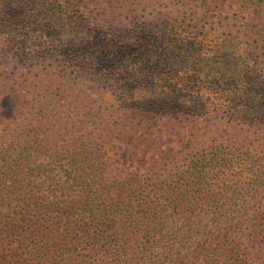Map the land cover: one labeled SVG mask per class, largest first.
Masks as SVG:
<instances>
[{
  "label": "trees",
  "instance_id": "obj_1",
  "mask_svg": "<svg viewBox=\"0 0 264 264\" xmlns=\"http://www.w3.org/2000/svg\"><path fill=\"white\" fill-rule=\"evenodd\" d=\"M99 2L0 0V61L17 57L0 67V97L36 91L68 107L38 118L20 105L0 132V264H247L239 246L249 210L235 208L244 195L220 173L231 162L173 146L236 128L243 118L229 111L241 101L228 88L210 94L221 81L209 68L215 55L187 50L193 66L172 69L145 49L155 24L112 21ZM198 30L214 39L215 28ZM79 83L98 93L94 105L111 100L79 112L92 95L77 94ZM220 111L226 119L213 118ZM254 121L264 135V117ZM114 140L132 147L126 162Z\"/></svg>",
  "mask_w": 264,
  "mask_h": 264
},
{
  "label": "rangeland",
  "instance_id": "obj_2",
  "mask_svg": "<svg viewBox=\"0 0 264 264\" xmlns=\"http://www.w3.org/2000/svg\"><path fill=\"white\" fill-rule=\"evenodd\" d=\"M96 1H100L99 8L106 12L112 21L131 23L133 17H136L134 22L138 28L151 22L155 24L153 29H147L143 41L147 45L145 49L165 54L166 64L172 69L193 66L192 62L187 60V50L203 49L204 54L215 55L210 57L212 63L209 68L219 70L221 81L206 89L210 94L223 92L227 88L231 90L241 104L237 108L238 111L232 109L229 115L236 113L243 119L235 122L236 128L220 125L214 133L206 132L197 139L185 142L184 145L173 146L175 154L178 152L179 155L208 158L212 152L218 151L231 162L227 168L221 169L220 173L226 177V183L237 182L239 187H234L244 195L242 200L237 201L235 208L249 210L248 217L243 221L244 237L240 239L239 248L241 252L250 253L247 256V264H264V179L259 187L251 185L253 178L260 177L262 173L264 177V135H260L254 123L255 118L264 117V0ZM214 28V39L211 41L203 42L194 36L198 29L206 34ZM13 62H17V57L16 52L11 50L0 61V67ZM76 88L79 89L77 94L80 96H83V92H86V95L90 92L83 83H79ZM33 92L28 95L20 91L2 94L0 132L7 123L18 117L16 110L20 105L24 106L23 114L27 117L35 116L36 112L41 113L38 118L47 117L52 114L49 112L51 108L58 110L59 116L68 113V107L63 106L65 103H57L56 99L45 93L37 95L36 91ZM90 93L92 95L89 97L80 98L85 107H78L79 112L92 113L94 107L102 105L103 108L111 100L110 97L105 102L98 101L94 105L91 101L97 100L99 95L96 92ZM112 103L119 110L116 114H128L118 101L114 100ZM215 117L227 118L223 111L215 113L213 118ZM21 122L26 123L23 115L16 120V123ZM17 127L19 130L20 126ZM114 143L120 146V159L126 162V155L132 151V147L118 140H114ZM145 144L148 143L144 142ZM167 146L172 144L163 142L161 148Z\"/></svg>",
  "mask_w": 264,
  "mask_h": 264
}]
</instances>
